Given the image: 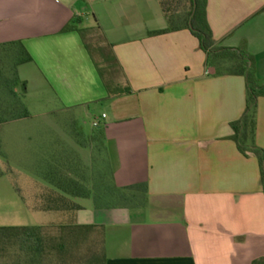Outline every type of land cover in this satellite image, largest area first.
Returning <instances> with one entry per match:
<instances>
[{"label": "crops", "instance_id": "0c3cea01", "mask_svg": "<svg viewBox=\"0 0 264 264\" xmlns=\"http://www.w3.org/2000/svg\"><path fill=\"white\" fill-rule=\"evenodd\" d=\"M208 2L217 46L254 56L264 84V0ZM68 24L99 28L131 93L109 95L79 33L63 32ZM167 26L158 0H0V44L22 42L33 59L18 69L28 110L36 99L56 105L53 114L93 115L116 184L148 187L144 206L72 199L82 206L76 213L42 198L52 172L26 175L33 210L44 215L32 226L102 227L107 264H264L259 163L230 139L246 109V79L215 77L189 30L149 35ZM255 142L264 150V98ZM71 150L51 151L50 165L71 161Z\"/></svg>", "mask_w": 264, "mask_h": 264}, {"label": "trees", "instance_id": "16d2710c", "mask_svg": "<svg viewBox=\"0 0 264 264\" xmlns=\"http://www.w3.org/2000/svg\"><path fill=\"white\" fill-rule=\"evenodd\" d=\"M168 26L150 32V36L189 30L206 54V66L215 77L240 76L246 79V109L243 116L231 124L234 134L230 137L239 152L253 156L260 167V182L264 193V150L256 145L259 99L264 98V84L258 78L255 58L244 49L217 46L208 20V0H158ZM76 31L81 36L95 67L109 92L120 96L131 90L120 84V64L106 45L99 28L85 29L68 24L63 32ZM88 35L98 38L99 45L88 41ZM104 45H100V44ZM96 54L101 57L99 61ZM33 59L22 42L0 44V126L30 118L26 105L28 85L18 74L21 65ZM88 143L96 142L105 147L104 131L87 137ZM108 172L88 177L78 164L64 158L50 165L47 189L42 198L58 205L57 211H79L82 206L72 199H93L97 208L144 206L147 185L119 187L109 162ZM10 172H0V177ZM67 203V205H66ZM47 210L50 207L47 206ZM0 256L5 264H107L104 249V230L95 225L62 226H5L0 227Z\"/></svg>", "mask_w": 264, "mask_h": 264}, {"label": "rangeland", "instance_id": "374dc122", "mask_svg": "<svg viewBox=\"0 0 264 264\" xmlns=\"http://www.w3.org/2000/svg\"><path fill=\"white\" fill-rule=\"evenodd\" d=\"M88 41L94 46L99 45L98 38L93 35H88ZM96 56L100 61L101 57ZM49 102L32 99L29 104L32 116L27 121L0 128V172H13L11 176L0 178V227L37 225L43 218L44 215L41 217L33 210L36 203L34 185L27 176L50 166L51 151L71 150L70 146H73L70 159L88 177L108 172L109 161L103 148L96 142L86 141V134L93 131L94 116L78 117L60 111L53 114L50 111L58 110V107ZM39 127L41 131L37 130ZM5 262L0 256V264Z\"/></svg>", "mask_w": 264, "mask_h": 264}, {"label": "built area", "instance_id": "2783aa9c", "mask_svg": "<svg viewBox=\"0 0 264 264\" xmlns=\"http://www.w3.org/2000/svg\"><path fill=\"white\" fill-rule=\"evenodd\" d=\"M93 126H94L95 128H97V129L100 128V125H99V122H98V121L94 122Z\"/></svg>", "mask_w": 264, "mask_h": 264}]
</instances>
